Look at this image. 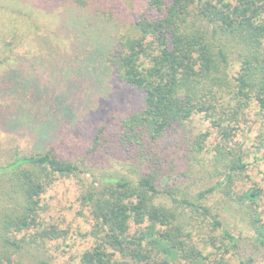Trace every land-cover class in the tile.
<instances>
[{
	"label": "trees",
	"instance_id": "16d2710c",
	"mask_svg": "<svg viewBox=\"0 0 264 264\" xmlns=\"http://www.w3.org/2000/svg\"><path fill=\"white\" fill-rule=\"evenodd\" d=\"M28 1L44 2L70 35L66 53L47 30L38 35L23 23L0 31L7 37L3 66L21 54L20 48L28 50L25 44L34 47L30 52L44 49L52 55L46 64L50 71L40 72L44 81L31 83L27 75L19 79L33 86L32 97L54 100L50 107L57 108V99L68 97V86L88 77L89 82L115 81L140 91L144 107L99 127L87 149V156L103 155L111 153V145L114 157L131 159L125 173L100 174L83 156L62 158L54 145L27 152L14 148L12 158L0 164V264H11L23 249L25 239L15 234L35 230L31 242H36L66 233L53 224L43 226L41 197L59 178L85 174L92 177L82 200L94 219L96 243L82 255L84 264H236V256L237 264H264V258L239 254L243 235L227 228L222 212L209 203L219 191L224 204L237 207L264 257V188L255 183L235 190L249 176L251 164L237 137L243 125L264 126V0H143L128 28L114 18L117 6L109 0ZM34 36L40 37L39 44ZM95 61L103 68L100 74ZM66 65L76 68L79 77L67 74ZM196 115L209 121L211 131L189 140L188 125ZM214 131L220 140L208 157L207 141ZM174 137L185 138L192 159L213 165L210 170L205 164L212 176L197 195L176 182H163L166 171L157 150ZM148 163L150 170L145 169ZM117 253L124 260L115 259Z\"/></svg>",
	"mask_w": 264,
	"mask_h": 264
},
{
	"label": "rangeland",
	"instance_id": "374dc122",
	"mask_svg": "<svg viewBox=\"0 0 264 264\" xmlns=\"http://www.w3.org/2000/svg\"><path fill=\"white\" fill-rule=\"evenodd\" d=\"M25 1L0 0V31L2 28L15 29L24 26L23 23H25L26 26L30 25L31 30L37 31L38 35H42L43 30H47L51 34L54 45L63 52H69L70 35L60 26L58 17L49 12L42 1L34 3ZM142 2L143 0H109L110 4L114 3L117 6L114 18L121 19L125 28L131 25L142 9ZM1 35L3 32H0V59H3L6 53L2 48V41L7 37H1ZM33 38L37 39V44L40 43V37L34 36ZM108 40L113 41L111 38ZM25 47L28 50L34 48L30 44H25ZM28 50L23 52L24 48H20L17 53L21 54L10 59L8 64L3 66V63H0V164L12 158L14 148L21 147L27 152L34 149L46 150L54 145L57 146L62 158L76 160L83 156L88 163L94 165V169H99L100 174L109 175L116 171L127 172L128 165H132L130 164L131 159L124 158L123 155L114 157L115 152L111 145L108 147L111 153L103 155L91 153L87 156V149L92 147L93 138L99 127L105 124L110 125V121L115 116H125L142 109L144 107L143 94L119 82L93 83L88 81V77L84 79L80 77L81 85L68 86V91L66 90L68 97L62 94V100L57 99V108H52L50 106L54 100L32 97L33 92H30V89L33 86L29 87L26 81L22 83L19 80L21 76L27 75L31 83H37L39 79L44 81L45 75L40 72L50 71L51 68L46 64L51 63L52 55L44 49L39 51L37 49L36 53ZM93 65H96L95 73L100 74L103 70L102 66L97 61L93 62ZM237 68L238 66L234 65L232 73L235 74ZM76 71V68L72 70L70 65L67 66L66 72L71 77H79L75 76ZM88 74H92L91 70ZM83 75L86 76L85 73ZM53 79L56 78L53 77ZM98 85L101 87L98 88ZM253 111L251 114L255 120L257 116ZM260 123L251 126L243 125L244 128L237 137L239 144L249 155L247 159L251 163L247 171L249 176L245 175L235 187L238 193L249 189L255 183L264 188V135L262 137L260 134L262 132L260 130L262 123ZM188 128L189 140L194 139L197 133L211 131L209 121L201 115H196ZM261 128L264 129V126L262 125ZM208 138L207 151L211 150L220 140L215 131ZM49 139H53L54 142L50 144ZM187 145L185 138L174 137L168 139L160 151L156 150L164 165V171H166L163 182L168 181L172 185L176 182L189 195H197L208 186L206 181H209L212 176L205 171V164L210 170L213 169V165L192 159L193 151L190 145L188 147ZM213 153L214 151L211 150L208 157ZM181 156L184 160H180ZM151 167H153L151 163L145 165V169L150 170ZM91 177L90 174H85L82 175V179L59 178L46 189L41 197L43 226L48 227L53 224L66 233L58 239L42 241L37 238L36 242H31L35 230L13 235V238L25 239V242H23V249L15 254L11 264H40V262L42 264H84L82 255L92 249L96 243L91 234L94 219L89 207L82 200V194ZM209 203L215 210L222 212L227 228L237 235L239 233L243 235L239 254L242 257L254 255L256 259L263 261L262 250L255 247L251 238L253 232L247 221L242 219L243 215L237 212L240 210L237 207H234V210L233 206L228 207L224 204L223 195L219 191L209 197ZM131 231L133 233L137 231L136 227L133 226ZM194 233L196 241L199 242L198 231ZM115 259L124 260L118 253ZM237 259L236 256L233 263L237 264Z\"/></svg>",
	"mask_w": 264,
	"mask_h": 264
}]
</instances>
